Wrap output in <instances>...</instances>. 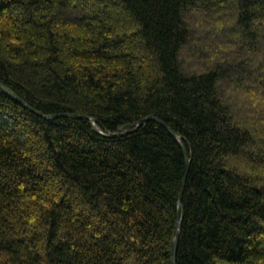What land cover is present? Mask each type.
I'll return each mask as SVG.
<instances>
[{
  "label": "trees",
  "instance_id": "trees-1",
  "mask_svg": "<svg viewBox=\"0 0 264 264\" xmlns=\"http://www.w3.org/2000/svg\"><path fill=\"white\" fill-rule=\"evenodd\" d=\"M0 84L59 115L0 89V264H171L177 140L66 114L181 138L175 264H264V0H0Z\"/></svg>",
  "mask_w": 264,
  "mask_h": 264
},
{
  "label": "water",
  "instance_id": "water-1",
  "mask_svg": "<svg viewBox=\"0 0 264 264\" xmlns=\"http://www.w3.org/2000/svg\"><path fill=\"white\" fill-rule=\"evenodd\" d=\"M0 89H2L8 96H10L12 99H14L16 102H18L19 104H21L22 106H24L26 109L32 111L33 113H35L36 115L43 117L45 119H53L58 117L59 115H43L40 114L38 112H36L35 110H33L32 108H30L24 101H22L20 98H18L14 93H12L8 88H6L5 86H3L2 84H0ZM66 117H71V118H84L87 119L92 127V129L97 132L98 134L101 135H105L108 137H118V136H122L125 135L127 133H129L130 131H133L135 129H137L139 126L145 124L147 121L151 120V121H155L156 123L160 124L161 126H163L179 143L183 156H184V173H183V178H182V182H181V188H180V192L178 195V208H177V222H176V226H175V230H174V238L171 244V264H175V259H176V251H177V245H178V239H179V235H180V226H181V209H182V205H181V201H182V194H183V188H184V183H185V179L188 173V169L190 166V154L188 152V149L186 147V145L181 141V138L176 137L175 133L169 129L167 126H165L159 119H157L156 117L153 116H149L147 118L141 119L137 122L131 123V124H126L123 125L121 127H119L115 133H109V134H103L102 132H100L95 126H94V122L95 120L86 116H76V115H71V114H66L64 115Z\"/></svg>",
  "mask_w": 264,
  "mask_h": 264
},
{
  "label": "rangeland",
  "instance_id": "rangeland-1",
  "mask_svg": "<svg viewBox=\"0 0 264 264\" xmlns=\"http://www.w3.org/2000/svg\"><path fill=\"white\" fill-rule=\"evenodd\" d=\"M210 38H211V41L214 39V38H212V37H210ZM209 40H210V39H209ZM249 87H250V88H254L253 85H249ZM254 89H257V88H254ZM257 90H258V89H257Z\"/></svg>",
  "mask_w": 264,
  "mask_h": 264
},
{
  "label": "bare ground",
  "instance_id": "bare-ground-1",
  "mask_svg": "<svg viewBox=\"0 0 264 264\" xmlns=\"http://www.w3.org/2000/svg\"><path fill=\"white\" fill-rule=\"evenodd\" d=\"M9 89H10V88H9ZM17 96H18V95H17ZM94 126L96 127L95 122H94ZM96 128H97V127H96ZM97 129H98V128H97ZM100 132H101V131H100ZM115 132H116V131H115ZM115 132H114V133H115ZM107 134H109V133H107Z\"/></svg>",
  "mask_w": 264,
  "mask_h": 264
}]
</instances>
